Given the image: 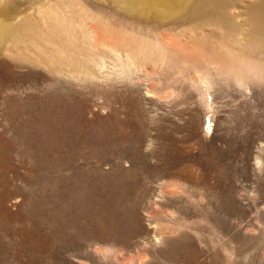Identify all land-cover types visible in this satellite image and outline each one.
I'll return each instance as SVG.
<instances>
[{
    "label": "rangeland",
    "instance_id": "rangeland-1",
    "mask_svg": "<svg viewBox=\"0 0 264 264\" xmlns=\"http://www.w3.org/2000/svg\"><path fill=\"white\" fill-rule=\"evenodd\" d=\"M0 0V264H264V0Z\"/></svg>",
    "mask_w": 264,
    "mask_h": 264
},
{
    "label": "bare ground",
    "instance_id": "bare-ground-1",
    "mask_svg": "<svg viewBox=\"0 0 264 264\" xmlns=\"http://www.w3.org/2000/svg\"><path fill=\"white\" fill-rule=\"evenodd\" d=\"M136 2H141L142 6H146L153 10H161V14L165 17L170 16L172 13H169L165 11L167 8L165 6V3L161 0H135ZM121 6L128 7L133 1L132 0H117V3ZM146 4V5H145Z\"/></svg>",
    "mask_w": 264,
    "mask_h": 264
}]
</instances>
